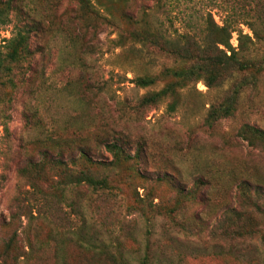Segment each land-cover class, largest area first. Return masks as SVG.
<instances>
[{"label":"rangeland","instance_id":"374dc122","mask_svg":"<svg viewBox=\"0 0 264 264\" xmlns=\"http://www.w3.org/2000/svg\"><path fill=\"white\" fill-rule=\"evenodd\" d=\"M22 1L20 21L12 14L9 23L0 25V52L28 12L45 25H53L50 32L31 34L34 55L27 63L29 68L15 75L18 87L5 94L7 89L0 86V98H4L0 101V247L16 229L22 250L30 249L28 240L33 245L30 258L20 264H54L57 244L68 264H108V255L85 250L80 246L82 239L91 240L97 250L121 251L133 263L147 252L153 264H260L262 248L257 241L256 248L233 241L221 225L227 217L226 207L239 201L231 174L264 177L263 152L235 134L244 123L264 130V70L254 84L244 85L237 93L236 82L246 72H234L210 88L202 80L186 81L172 111L167 108L171 98L141 106L144 94L176 80L166 76L165 69L187 66L151 45H119L116 33L125 24L122 11L138 15L153 6L151 0H89L95 12L88 13H81L75 0ZM180 1L178 8L208 10L220 23L223 0ZM152 6L148 19L154 26L172 32L170 17L173 27L184 30L175 10L165 15ZM239 27L250 33L245 25ZM229 42L239 49L237 32ZM259 50L264 52V44L251 46L249 52ZM139 75L158 80L151 87H138L134 78ZM231 98L232 114L208 125L209 107ZM56 130L85 135L93 147L96 134L107 141L121 137L127 140L123 146L131 155L140 147L139 164L127 162L116 170L99 168L97 172L107 175L113 185L110 191L82 186L73 188L63 204L50 200L45 205L31 194L29 181L19 174V168L28 158L38 156L32 141ZM96 149L94 156L111 159L102 145ZM130 165L145 177L131 174ZM164 174L183 193L195 190V200L186 202L173 219L158 208L147 216L135 211L143 188L151 191L159 207L174 203L176 190L160 178ZM38 183L47 188L46 183ZM18 199L20 206L27 207L19 228L10 224ZM230 246L244 254L242 261L253 258L252 262L239 263L227 254Z\"/></svg>","mask_w":264,"mask_h":264},{"label":"trees","instance_id":"16d2710c","mask_svg":"<svg viewBox=\"0 0 264 264\" xmlns=\"http://www.w3.org/2000/svg\"><path fill=\"white\" fill-rule=\"evenodd\" d=\"M75 1L79 5L81 13L95 12L94 8L90 7L89 0ZM95 1L99 3V0ZM151 1L153 10L165 13V15H169L171 11L175 10L176 18L181 22L184 30L180 32L178 28L173 27L172 20L168 16L172 32L169 29L154 26L148 19L151 6L145 7L138 15L123 10L121 17L125 24L116 33L119 45H124L127 42L139 44L140 48L151 45L162 54L173 57L187 66L165 69V75L176 80L156 91L144 94L139 101L141 106H148L165 98H171L172 101L168 103L167 108L171 111L174 110L177 104L178 90L182 86L184 87L186 81L202 80L210 88L223 83L234 72L248 73L236 82L234 93L239 92L244 85L256 82L257 77L264 70V52L259 50L260 53L251 54L249 51L255 44H264V0H223L224 13L219 17L220 23L208 10L199 13L178 8L182 2L180 0ZM22 2V0H0V25L9 23L12 14L20 21V16H23ZM103 10L109 12L104 4ZM104 18L107 20V15H104ZM23 20L24 23L17 27L14 35L6 40L4 51L0 52V86L7 89L5 94H11L18 87L15 75L21 70L25 71L29 68L27 63L33 59L34 52L30 47L31 34L33 32L43 34L50 32L52 29L50 25H53H45L41 19H37L30 12L27 13V17H23ZM240 24L245 25L250 33L243 32L239 27ZM233 32H237L238 50H235L229 42ZM227 50L230 51L229 54H227ZM157 80V77L153 75H139L134 78L136 86L143 88L155 85ZM3 99L1 97L0 101ZM233 100L231 98L225 104L220 103L219 106L211 105L206 116V123L212 125L217 119L231 115ZM235 134L247 145L259 149L264 154V130L244 123L236 130ZM120 138L107 141L96 134L93 137L95 140V147H93L85 135L76 134V132L68 135L56 130L53 134H46L32 141L38 156L36 159L28 158L25 165L19 168V174L29 181V191L33 196L35 194L34 198H41L45 205L50 200L56 201L57 204H63L73 188L82 186L94 191H110L113 185L109 178L97 170L99 168L116 170L127 162L139 164L141 156L140 147L131 155L123 146V144H127V140ZM96 145H102L105 151L110 154L109 161L93 155ZM96 151L98 150L96 149ZM128 169L134 176L145 177L139 171L134 170L132 165ZM231 176L235 180L236 198L239 201L235 206L226 207L227 217L221 227L233 241L248 244V246L257 241L262 248L259 262L264 264V177L255 179L247 174L238 175L237 172ZM160 178L167 179V175L164 174ZM167 180L176 190V199L170 207H167L166 204L159 207L158 202H153L151 191L143 188L144 193H142V197L139 195L135 211L147 216L148 212H154L158 208L167 217L173 219L175 214L181 212L186 202L195 200L197 194L195 190L183 193L181 187L174 185L172 177ZM38 181L46 183L47 188L42 189ZM197 181L204 185L207 183L200 179ZM200 200L202 202L204 199L200 198ZM26 208V206H20L18 199L14 210L10 213V224L17 225L19 228L20 216L26 213L22 210ZM44 212L38 210L40 214ZM30 216L33 217L31 212ZM17 233L18 230L14 229L12 235L0 247V264L25 263L30 258V252L33 250L32 243L28 240L30 249L22 250L17 244ZM82 240H80L82 242L80 246L85 247V250H90L97 256L108 255L106 257L108 264H153L147 252L133 263L121 251H117L115 254L108 253L105 249L97 250L98 248L91 240ZM82 244L86 246H82ZM56 246L54 264H68L64 257L62 258V246L59 247L58 244ZM252 247L256 248L254 245ZM238 250L236 247L230 246L227 254L239 263H248L253 260V258L250 260L247 258L242 261L241 258L244 254ZM223 252L224 250L219 254ZM252 252L254 254L256 250ZM97 258L100 259V257Z\"/></svg>","mask_w":264,"mask_h":264}]
</instances>
